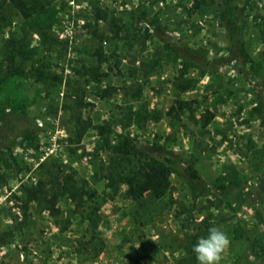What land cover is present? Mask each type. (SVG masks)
I'll return each mask as SVG.
<instances>
[{
    "label": "rangeland",
    "instance_id": "374dc122",
    "mask_svg": "<svg viewBox=\"0 0 264 264\" xmlns=\"http://www.w3.org/2000/svg\"><path fill=\"white\" fill-rule=\"evenodd\" d=\"M43 3L29 19L10 4L0 12V124L17 118L0 145V264H186L212 226L230 241L220 264H264V238L249 234L264 229V0ZM12 37L24 48L14 64ZM178 97L214 120H178L169 114ZM141 106L163 118L132 124ZM77 119L93 126L82 132ZM99 125L193 154L210 185L196 195L174 173L161 199L132 200L125 186L110 198ZM53 159L97 197L62 196L57 216L28 200Z\"/></svg>",
    "mask_w": 264,
    "mask_h": 264
},
{
    "label": "trees",
    "instance_id": "16d2710c",
    "mask_svg": "<svg viewBox=\"0 0 264 264\" xmlns=\"http://www.w3.org/2000/svg\"><path fill=\"white\" fill-rule=\"evenodd\" d=\"M30 3L31 5H29ZM30 3L26 0H0V12L4 4H10L24 18L29 19L35 14H41L45 8L43 0L30 1ZM37 26H40V24ZM261 31V38L264 43V23ZM39 32L43 36L45 31L40 29ZM6 46L11 48L9 52H12V55L9 60L11 64H14L15 53H21L20 50L24 48L17 44L13 37L10 38ZM94 72L97 73V71ZM191 86L190 82L185 81L182 82L180 88L182 91H188L192 88ZM186 112H189L190 119L195 120L197 124H201L202 128L210 125L215 118V114L210 109H205L200 117H197L193 109V101L181 97L175 100L169 114H175V117L181 120L182 115ZM130 116L133 117L132 124L141 126L149 121L157 122L161 120L163 113L147 106H141L139 110L133 111ZM16 119V116L9 115L8 119L0 124V145L4 144L16 131V127H14ZM77 123L82 132L93 126L92 123L84 124L79 119H77ZM98 129L101 134L105 135V144L102 150L107 153L108 161L102 168L104 170L105 192L110 198H113L122 186H126V196L132 200H138L147 193L152 194L156 199H161L170 192L172 187L171 177L174 173L185 178L196 195L204 192L206 186L210 185L196 169V158L193 154L181 155L180 152L168 150L156 144L141 147L129 133L117 135L114 139L112 138L114 131L110 127L99 125ZM55 160L46 161L41 165L45 168L44 176L46 180H40L37 186L29 187L26 190L28 200L42 204L53 216L60 213L57 204L62 196L67 195L71 200L79 202L80 200H82L81 202L86 200L85 195L90 200L97 197L95 192L78 188L73 181V177L64 173L61 165ZM48 183L52 187L50 191L46 190ZM94 211H97V209ZM249 234L253 244H255L257 238H264V229L253 226L249 228ZM197 241L198 238L196 237L191 244L192 246L186 249L187 255L184 259L186 264L198 263L192 251Z\"/></svg>",
    "mask_w": 264,
    "mask_h": 264
},
{
    "label": "clouds",
    "instance_id": "9594fccd",
    "mask_svg": "<svg viewBox=\"0 0 264 264\" xmlns=\"http://www.w3.org/2000/svg\"><path fill=\"white\" fill-rule=\"evenodd\" d=\"M230 245L227 234L217 226L208 229V235L198 239L192 251L198 264H220Z\"/></svg>",
    "mask_w": 264,
    "mask_h": 264
},
{
    "label": "crops",
    "instance_id": "0c3cea01",
    "mask_svg": "<svg viewBox=\"0 0 264 264\" xmlns=\"http://www.w3.org/2000/svg\"><path fill=\"white\" fill-rule=\"evenodd\" d=\"M122 187H123V186H122ZM122 187H121V188H122ZM125 187H126V186H125ZM147 194H150V193H147ZM151 195H152V194H151ZM152 196H153V195H152ZM153 197H154V196H153Z\"/></svg>",
    "mask_w": 264,
    "mask_h": 264
}]
</instances>
